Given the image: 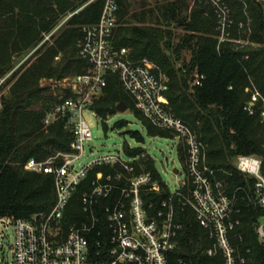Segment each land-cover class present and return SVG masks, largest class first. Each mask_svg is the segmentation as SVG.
<instances>
[{"label":"trees","instance_id":"trees-1","mask_svg":"<svg viewBox=\"0 0 264 264\" xmlns=\"http://www.w3.org/2000/svg\"><path fill=\"white\" fill-rule=\"evenodd\" d=\"M87 1L0 0V80L9 75L17 58H23L32 50L37 57L23 72H12L0 84V87L7 86L17 77L8 94L0 97V217L28 219L33 214L49 211L54 204L52 177L26 172L23 165L30 158L40 161L69 150L71 137L63 129L64 121L59 119L49 126L43 122L60 98L40 88L38 82L74 77L87 70L88 64L77 54V43L82 37L81 28L98 22L104 0L85 5ZM224 1L233 21L230 36L247 42L241 48L229 42L218 45L213 12L198 0L194 2L196 9L191 18L178 19L176 4L167 3L157 8L163 20L156 19L146 26H133L128 22V2L117 0L116 19L121 26L115 30L114 46L129 48L133 59L146 58L166 75L165 101L175 116L198 135L205 150V165L216 170L215 179L226 182L229 193H235L239 199L241 225L238 233L242 236V250L250 251L251 264H264V242L258 240L254 229L258 218L264 217V210L247 200L254 181L231 165L238 155H255L262 161L264 173V123L257 109L252 116L243 110L249 102L250 95L245 90L250 83L264 99V2ZM68 14L72 16L50 37L52 45L39 47L43 34L51 32ZM173 23L181 28L182 35H175L170 28ZM183 52L190 54L186 62ZM195 72L204 76L201 87L191 85ZM117 86V78L108 77L103 94L92 102V108L103 120L104 130L107 129V116L116 114L115 107L120 101L129 108L126 98L118 94ZM69 96L70 90H66L64 98ZM134 115L141 119L148 135L169 136L166 131L152 128L137 111ZM124 126L123 121L114 125L117 129ZM128 133L139 142L144 140L136 132ZM124 150L133 156L141 154L138 149L124 147ZM180 156L184 160L181 149ZM142 163L155 179L159 178L151 159L142 160ZM97 170L108 172L104 168ZM83 187L81 184L70 201L73 217L68 223L84 219L79 214L78 202ZM161 188L159 199L168 195L166 183H161ZM174 215L181 229L170 264L179 259L190 264H214L205 254L209 246L206 232L199 227L192 211L182 206L178 199L174 201Z\"/></svg>","mask_w":264,"mask_h":264},{"label":"built area","instance_id":"built-area-1","mask_svg":"<svg viewBox=\"0 0 264 264\" xmlns=\"http://www.w3.org/2000/svg\"><path fill=\"white\" fill-rule=\"evenodd\" d=\"M198 2L213 12L218 45L243 41L230 36L233 21L224 0ZM102 7L98 22L83 26L77 43V54L88 64L87 70L70 80V96L61 99L43 119L45 126L65 119L63 129L71 137L69 150L40 161L30 158L23 165L26 172L52 177L54 204L49 211L28 219L0 217V264H170L181 229L174 215L177 199L192 211L199 227L206 232L209 246L205 254L214 264H251L250 251L240 246L238 197L229 193L226 182L215 179L216 170L205 165V150L198 135L175 116L165 101L166 75L157 72L146 58L135 60L128 48L114 46L117 0H104ZM53 34L43 41H49ZM108 77L117 78L142 119L177 140L175 147L185 174L179 176L177 168V173L172 171L176 184L171 188V183L166 182V198L159 199L161 183L165 182L158 170L159 178L155 179L144 168L142 160L151 158L141 147L124 146L141 151L133 156L123 148L125 159L119 151L92 159L86 156L85 145L93 138L90 120H97L103 127L92 102L103 94ZM203 79L195 72L191 85L201 87ZM245 91L250 96L243 110L252 116L257 109L264 123V99L254 84L250 83ZM143 129L147 135L144 126ZM180 149L184 151V160ZM231 165L254 181L247 200L264 210L260 158L238 155ZM98 168L108 172L96 171ZM81 184L84 187L78 198L79 214L84 219L68 223L73 217L70 201ZM254 229L258 240L264 242V217L258 218ZM175 264L190 263L179 259Z\"/></svg>","mask_w":264,"mask_h":264},{"label":"rangeland","instance_id":"rangeland-1","mask_svg":"<svg viewBox=\"0 0 264 264\" xmlns=\"http://www.w3.org/2000/svg\"><path fill=\"white\" fill-rule=\"evenodd\" d=\"M128 2L129 6V13H140L142 11H145L147 14L148 11H154L153 13H156L155 10L157 8H161L167 3H174L176 4L175 7L181 6V10L177 13V18H191L192 11L196 9V4H194L195 0H126ZM264 2V0H262ZM91 0H88L85 5H88ZM72 16V14H68L67 16L61 18L56 27L53 28V30L49 33L43 34V37L41 39L39 47L46 44V47L52 45L53 40L50 39L49 41H43L44 37L54 33V35L57 33V31L64 25V23L67 21V19ZM118 20V19H117ZM155 21V20H153ZM153 21H138V22H132L134 24H137L139 26H146L153 24ZM162 22V27L164 26V22ZM117 23V22H116ZM173 27V28H172ZM171 29H173L175 35H182L183 31L181 28L177 27L174 23L172 24ZM119 28V23L118 27ZM243 41L240 44H235L231 42V44L236 45L235 48H241L247 44V42L242 39ZM35 50H32L25 54L23 58H17L15 60V66L12 69V71L9 72V75L5 78L0 80V84H2L12 72L19 73L20 71L23 72L24 69H26L34 60L37 58L34 55ZM184 54L182 57L185 59V62L188 61L190 54L188 52H183ZM148 60V59H147ZM151 62L150 60H148ZM152 63V62H151ZM178 63V65H180ZM156 67L157 72H162V70L159 69V67L152 63ZM164 74V73H163ZM75 77V76H74ZM72 76H67L63 79H41L38 84L40 88L44 87L49 91V93L53 96H59L58 98L65 99L64 93L66 90L70 89V80L73 79ZM17 79V77H16ZM12 80L7 86L0 87V97L2 95H7L9 92V87L14 83L16 80ZM117 92L122 97L124 96L127 100V103H129V108L123 112L118 113L114 115L107 116L106 120V126L107 129L104 130L101 123L97 122L95 119H91V132H92V141H90L87 145H85V153L88 159H92L93 157H98L101 155H105L108 153H117V151L120 152V155L123 159L126 158L124 154L122 153V149L124 146H129L131 148L141 147V149L147 154L151 160L154 162V167L156 170H158L159 175L161 179L166 183H171V188H174L175 179L173 177L172 171L174 168H177L179 170V176L184 175V167L180 164V160L178 158V152L176 151V143L177 140L173 137V135L165 136L158 134L156 137H152L144 134L143 125L141 123V119H138L134 115V105L131 101V99L128 97V95L117 86ZM1 108V107H0ZM140 116V115H139ZM125 122L124 128L117 129L114 127L115 123L117 122ZM159 130V129H157ZM138 132L139 134L143 135L144 142H141L140 144L133 139L128 132ZM162 131V130H160ZM255 156V155H254ZM257 157V156H256ZM227 185V183H226ZM228 188V187H227Z\"/></svg>","mask_w":264,"mask_h":264},{"label":"crops","instance_id":"crops-1","mask_svg":"<svg viewBox=\"0 0 264 264\" xmlns=\"http://www.w3.org/2000/svg\"><path fill=\"white\" fill-rule=\"evenodd\" d=\"M177 8V13L181 10V6L176 7ZM154 12V11H153ZM152 11H148L147 14L145 13V11H142L140 13L134 14V13H129L128 14V18L129 21L128 22H137V21H153V20H163L161 18V13L156 9L155 12L153 13ZM154 22V21H153ZM139 24V23H137ZM137 24H134L133 26H137ZM121 25H119L120 27ZM118 27V24H117ZM129 49V48H128ZM130 51V49H129Z\"/></svg>","mask_w":264,"mask_h":264},{"label":"water","instance_id":"water-1","mask_svg":"<svg viewBox=\"0 0 264 264\" xmlns=\"http://www.w3.org/2000/svg\"><path fill=\"white\" fill-rule=\"evenodd\" d=\"M128 109V106H127V104L123 101H120L119 103H118V105H116V107H115V110H116V112H118V113H123V112H125L126 110ZM64 121H65V119H64ZM173 173H177V169L176 168H174L173 169Z\"/></svg>","mask_w":264,"mask_h":264}]
</instances>
